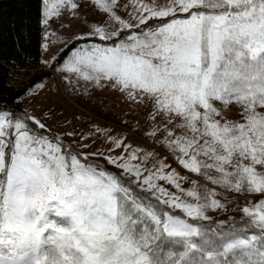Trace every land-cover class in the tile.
Instances as JSON below:
<instances>
[{
    "label": "snow or ice",
    "instance_id": "1",
    "mask_svg": "<svg viewBox=\"0 0 264 264\" xmlns=\"http://www.w3.org/2000/svg\"><path fill=\"white\" fill-rule=\"evenodd\" d=\"M37 2L45 26L99 9L55 70L73 95L120 93L147 127L93 123L81 147L106 152L83 155L0 107V264H264V199L199 223L232 193L264 196V0Z\"/></svg>",
    "mask_w": 264,
    "mask_h": 264
},
{
    "label": "rangeland",
    "instance_id": "2",
    "mask_svg": "<svg viewBox=\"0 0 264 264\" xmlns=\"http://www.w3.org/2000/svg\"><path fill=\"white\" fill-rule=\"evenodd\" d=\"M163 2V0H160ZM63 14L60 17H54L48 26L43 24V35L41 40V54L36 68L24 71H11L9 82L16 86H23L27 84L31 77L35 78V83L31 85L27 94L20 99V111H14L16 116L23 117L26 113L27 116H35L41 122L48 125L50 131L46 134L50 137L61 136L65 145H71L76 152L83 155L89 153L106 152V147L101 142L93 144L92 140H87L88 147L82 148L81 144L84 141L80 140V135L85 136L92 130L91 124H100L102 127H108L113 130V135L121 133L120 127L121 119L127 120L129 124H136L137 121L144 126L146 114L141 111L131 110L129 104L124 101L122 95L118 92L96 91L91 96H77L66 91L65 82L61 79L60 74L55 70L59 67L58 62L67 59L71 51H73L81 41L76 37L88 31L84 26L85 17L89 22L98 21L102 18V13L94 6L80 9V16L73 17L70 13L61 10ZM127 18L126 13H120ZM49 35L46 37L45 33ZM89 42L104 43L98 38H92ZM73 44V45H71ZM46 45V47H45ZM71 45L70 47H68ZM69 48L65 55L60 56V52L65 48ZM48 73V74H45ZM229 119L239 120L240 116L234 109L233 113L229 114ZM75 132L76 136H68L66 133ZM126 134V133H125ZM128 143L133 147L140 146L148 148L151 145L149 140L142 136H129ZM167 155V153H164ZM101 163H105L102 157L96 156ZM168 162L171 163L173 168H178V165L169 156ZM112 171H116L111 165H106ZM182 173L183 169H178ZM191 179H199L194 174H189ZM210 188L216 186L211 185L207 181H201ZM191 186V180L183 183L185 189ZM169 187L170 191L176 192L177 190ZM136 191H139L137 188ZM179 195L180 193L177 192ZM184 199H190L183 197ZM223 199V197H218ZM232 201L228 204L226 209L209 210L208 215L211 217V222L200 221L202 224H213L217 221H229V217H233L236 221H240L242 213L240 211L247 204H255L264 196L260 194H235L229 195ZM169 210V209H165ZM169 211L183 216L178 209H170ZM191 222V218H188Z\"/></svg>",
    "mask_w": 264,
    "mask_h": 264
},
{
    "label": "trees",
    "instance_id": "3",
    "mask_svg": "<svg viewBox=\"0 0 264 264\" xmlns=\"http://www.w3.org/2000/svg\"><path fill=\"white\" fill-rule=\"evenodd\" d=\"M42 26L37 0H0V107L5 110L19 112L20 99L35 83L31 77L27 84L16 86L9 82V76L11 71L36 68L41 54ZM68 47L60 56L65 55Z\"/></svg>",
    "mask_w": 264,
    "mask_h": 264
},
{
    "label": "built area",
    "instance_id": "4",
    "mask_svg": "<svg viewBox=\"0 0 264 264\" xmlns=\"http://www.w3.org/2000/svg\"><path fill=\"white\" fill-rule=\"evenodd\" d=\"M25 69H20L19 71H24Z\"/></svg>",
    "mask_w": 264,
    "mask_h": 264
}]
</instances>
